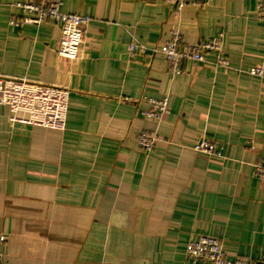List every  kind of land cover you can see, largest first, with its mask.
I'll list each match as a JSON object with an SVG mask.
<instances>
[{"label": "crops", "instance_id": "0c3cea01", "mask_svg": "<svg viewBox=\"0 0 264 264\" xmlns=\"http://www.w3.org/2000/svg\"><path fill=\"white\" fill-rule=\"evenodd\" d=\"M21 1L0 0V74L67 87L69 105L56 129L12 121L0 104L3 264H193L187 246L202 234L230 259L264 263L257 0H61L91 17L76 61L58 55L61 23H11ZM173 29L184 43L221 34L229 66L210 52L172 73L161 49ZM135 40L146 48L131 55ZM162 97L158 123L144 111ZM143 129L163 138L149 153ZM203 137L220 155L195 149Z\"/></svg>", "mask_w": 264, "mask_h": 264}, {"label": "built area", "instance_id": "2783aa9c", "mask_svg": "<svg viewBox=\"0 0 264 264\" xmlns=\"http://www.w3.org/2000/svg\"><path fill=\"white\" fill-rule=\"evenodd\" d=\"M61 0H22L18 5L22 8L20 18L11 19V23L40 24L51 19L61 23V37L57 52L61 58L76 61L82 58L83 45L87 34L91 17L74 12L61 10ZM184 1L180 0V5ZM257 11L264 21V0H257ZM146 46L135 40L130 44L129 52L134 55L138 49ZM157 49H154L156 51ZM168 68L172 73H180L183 61H207V54H218L215 64L217 66H229V60L222 46L221 34L208 40L196 43H184L182 33L178 29L171 31L165 47L161 49ZM250 73L263 76V66L254 67ZM151 107L144 111L147 118L158 123L169 110L168 98H150ZM0 104L8 105L14 112L12 121H21L56 129H64L66 125L67 109L69 105V89L60 85L31 81L26 78L7 76L0 74ZM19 110L30 112L28 118L17 117ZM163 138L158 129H143L138 136V144L146 151L152 152ZM195 149L211 155H220L218 143L212 139L203 137ZM257 172L264 175V165L257 164ZM5 237H1V242ZM187 256L193 264H264L262 261L237 257L230 259L218 237L212 235H199L187 246ZM0 264H3V251L0 246Z\"/></svg>", "mask_w": 264, "mask_h": 264}]
</instances>
